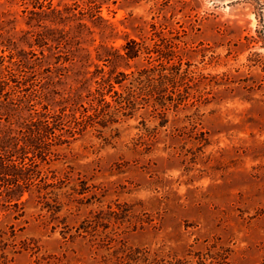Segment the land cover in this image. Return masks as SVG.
<instances>
[{
  "label": "rangeland",
  "instance_id": "rangeland-1",
  "mask_svg": "<svg viewBox=\"0 0 264 264\" xmlns=\"http://www.w3.org/2000/svg\"><path fill=\"white\" fill-rule=\"evenodd\" d=\"M2 74L0 264H264V0H0Z\"/></svg>",
  "mask_w": 264,
  "mask_h": 264
},
{
  "label": "trees",
  "instance_id": "trees-1",
  "mask_svg": "<svg viewBox=\"0 0 264 264\" xmlns=\"http://www.w3.org/2000/svg\"><path fill=\"white\" fill-rule=\"evenodd\" d=\"M138 40L135 39H129L127 42H125V44L121 45V49L124 51L123 53H121L119 51L120 48H114V50L116 51L115 53H117L118 56L126 58L127 60L129 59H135V58H139V54L140 52V48L138 47ZM113 47V46H112ZM107 58H104V60H106ZM168 60H170V57L168 58ZM177 70V69H176ZM177 73H179L178 71H176ZM174 73V72H173ZM120 75L124 76V78L126 79V83H125V87L128 88L127 90L130 91V88H139L140 90H143L145 88L149 87V84H154L155 86H152L151 92H153L154 90L156 91V94L159 95L162 93L163 91V86H164V77L168 76V75H163L162 77H160V79L157 81L156 80V71L154 68H136L135 70H131V72L125 73V72H120ZM173 76L175 74H172ZM170 77V76H169ZM12 79V77H8L4 74H2L0 76V87H1V92L5 89L6 85L9 83V81ZM108 79V78H107ZM109 80V79H108ZM17 82V80H15ZM106 82V81H104ZM100 87L96 88L95 90L98 92L99 89L100 91H103V87L106 86V83H97ZM113 85L111 83H107V89L108 91L112 90ZM99 91V92H100ZM149 91V90H148ZM5 95V93H4ZM153 97H158V96H153ZM160 97V96H159ZM156 100H153V104L154 102L156 103V105H158L159 107H164L163 103L165 104V101H160L163 100L161 99V97ZM129 97H123L120 96V99H118L117 103L115 101L114 104H110L108 101L106 100H100L103 101L104 104L101 106V108L105 107H109L112 109V111L108 114V113H102L106 119H103L104 121H109L111 119H114L118 114H123L126 116H130L132 115V113L134 111H136L139 107V103L137 100H128ZM5 99L6 101L13 100L16 98H11L8 95H5ZM25 100L24 96H22L21 98L17 99L15 103L12 104L13 107H17V106H21L22 101ZM16 109V108H15ZM39 119V120H37ZM35 121H29L28 124H31L32 126H25V128L28 130L27 132H29V134L27 136H22V146L21 147H25V146H30L31 142L37 140L36 142H40L43 139H54V138H58V136H56L55 133V129H57L55 127V125L53 126V124H50L48 122H46L45 120L41 119V118H37ZM33 123V124H32ZM20 161L22 163H20V167L23 166V161L24 158H19ZM5 165L3 163H0V171H2V169L4 168ZM15 186H17V188H21V183H19L18 179H16V182H14ZM40 188V187H39ZM38 188V189H39Z\"/></svg>",
  "mask_w": 264,
  "mask_h": 264
}]
</instances>
